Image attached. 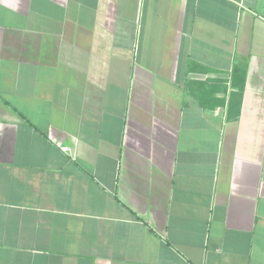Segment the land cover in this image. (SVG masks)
Masks as SVG:
<instances>
[{
	"label": "crops",
	"instance_id": "crops-1",
	"mask_svg": "<svg viewBox=\"0 0 264 264\" xmlns=\"http://www.w3.org/2000/svg\"><path fill=\"white\" fill-rule=\"evenodd\" d=\"M0 264H264V0H0Z\"/></svg>",
	"mask_w": 264,
	"mask_h": 264
},
{
	"label": "trees",
	"instance_id": "trees-1",
	"mask_svg": "<svg viewBox=\"0 0 264 264\" xmlns=\"http://www.w3.org/2000/svg\"><path fill=\"white\" fill-rule=\"evenodd\" d=\"M244 85V84H243ZM243 87V86H242Z\"/></svg>",
	"mask_w": 264,
	"mask_h": 264
}]
</instances>
